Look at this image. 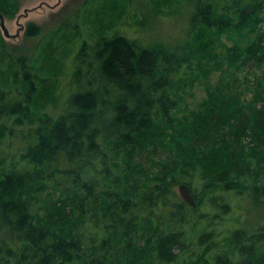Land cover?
<instances>
[{
    "label": "trees",
    "instance_id": "1",
    "mask_svg": "<svg viewBox=\"0 0 264 264\" xmlns=\"http://www.w3.org/2000/svg\"><path fill=\"white\" fill-rule=\"evenodd\" d=\"M236 2L243 7L198 5L201 34L259 21L264 4ZM17 10L0 0L3 15ZM100 22L75 44L58 29L40 60L42 51L19 54L0 36V264H264V227L226 225L240 200L264 208V30L242 57L229 56L257 68L252 99L222 83L182 121L172 114L181 89L207 63L110 35ZM40 31L32 24L28 36ZM159 148L164 158H144Z\"/></svg>",
    "mask_w": 264,
    "mask_h": 264
},
{
    "label": "rangeland",
    "instance_id": "2",
    "mask_svg": "<svg viewBox=\"0 0 264 264\" xmlns=\"http://www.w3.org/2000/svg\"><path fill=\"white\" fill-rule=\"evenodd\" d=\"M237 0H16L18 10L10 16L4 15L5 24L10 36H5L0 26V36L13 45L19 54H35L45 42L44 50L49 45V37L58 29L71 30L73 44L84 39L94 38L95 23L100 21L106 27L104 32L110 35L124 34L130 38L141 40L147 45L158 46L160 49L176 51L182 54H192L195 60L201 59L207 63L209 70L206 75L188 80L181 89L182 101L179 107L172 110L178 120H186L193 112L200 110L208 97L210 87L219 88L222 83L233 87L234 94L240 100L250 101L258 83V70L252 60L243 64L229 62L232 51H237L242 57L246 47L252 44L259 33L264 30V5L255 24L249 27L232 26L223 32L201 34L197 18L194 16L200 4H211L218 10H237ZM264 0H253V3ZM108 7V10L102 8ZM262 5H260L261 7ZM258 8V7H257ZM1 22V19H0ZM240 22L237 21L238 25ZM35 24L40 28L37 36H28L29 26ZM80 33V34H79ZM73 37V38H74ZM48 44V45H47ZM194 49V50H193ZM235 49V50H234ZM43 47L39 51L38 60L42 58ZM187 50V51H186ZM76 50L71 49L66 65ZM245 54V53H244ZM197 62V61H195ZM205 63V64H206ZM68 66H65L67 71ZM58 74V89L56 110L60 109L67 91L65 84L69 82L67 72ZM70 75V73H68ZM52 109V108H51ZM5 142L0 148H5ZM167 150L159 148L145 154L144 158L165 157ZM147 155V156H146ZM160 156V157H159ZM178 192L179 189L177 188ZM242 211L237 217L227 220V227L233 222L244 231H255L264 227V208L257 202L240 200L238 206ZM262 208V209H261ZM264 253V241L258 246V253ZM253 263V262H252ZM244 264H251L244 261Z\"/></svg>",
    "mask_w": 264,
    "mask_h": 264
},
{
    "label": "water",
    "instance_id": "3",
    "mask_svg": "<svg viewBox=\"0 0 264 264\" xmlns=\"http://www.w3.org/2000/svg\"><path fill=\"white\" fill-rule=\"evenodd\" d=\"M0 19H1V22H0V26L2 28V30L4 31L5 33V36L9 37L10 36V32L9 30L7 29L6 27V24H5V18H4V15L2 13H0ZM178 189H179V193L181 195V197L183 198V200L189 204L190 206H195L196 205V199L192 193V190L190 188V186L187 184V183H182L178 186Z\"/></svg>",
    "mask_w": 264,
    "mask_h": 264
}]
</instances>
